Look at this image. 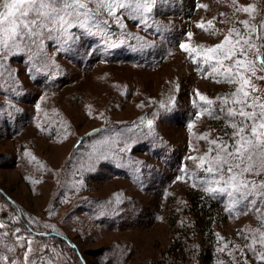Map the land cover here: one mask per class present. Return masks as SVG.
I'll return each mask as SVG.
<instances>
[{
  "label": "rangeland",
  "instance_id": "rangeland-1",
  "mask_svg": "<svg viewBox=\"0 0 264 264\" xmlns=\"http://www.w3.org/2000/svg\"><path fill=\"white\" fill-rule=\"evenodd\" d=\"M102 15L93 34L74 27L0 59V264H202L203 248L205 264H264V196L211 202L206 189L226 186L200 166L212 140L231 143L237 72L264 102V0ZM226 37L242 41L236 56L208 53Z\"/></svg>",
  "mask_w": 264,
  "mask_h": 264
},
{
  "label": "snow or ice",
  "instance_id": "snow-or-ice-1",
  "mask_svg": "<svg viewBox=\"0 0 264 264\" xmlns=\"http://www.w3.org/2000/svg\"><path fill=\"white\" fill-rule=\"evenodd\" d=\"M155 2L156 0H144L143 3H140V0H135V3L133 0H0V59L7 57L10 53L25 49L31 51L33 46L39 48L43 39L59 40L61 36L70 39L68 30L74 27L84 29L87 34H93L92 28L99 29L102 24L107 25L108 21L103 19L102 15L105 11L108 16L116 18L117 9L132 8L136 11L140 9L151 11V6ZM89 5H94V7H89ZM243 10L249 12L252 9L245 7ZM116 22H120L118 18ZM243 23L247 27V22ZM241 43L240 39L232 43L226 37L221 44L208 49V53L216 54L219 50L225 49V45H229L228 49L223 52V57L225 60L231 59L236 56L235 49ZM243 43L247 44L248 48H241V55L246 56L255 45L247 40ZM181 48L187 50L183 44ZM256 57L260 70L264 71V58L258 53ZM207 58L213 59V55H208ZM235 63L241 66L247 63L245 70L255 75L256 67L253 61L246 62L237 59ZM2 67L3 65L0 64V68ZM236 75L242 83L232 94L238 97L234 103L239 107L228 109L230 117H239L238 123L231 125L233 129V134L229 138L231 143L226 141L218 143L217 140H212L211 144L215 146L216 155L211 159L207 156L201 158L200 166L203 167L207 162L209 166L205 171L220 177V180H215L214 183L219 184L223 180L226 186L207 188L206 191L221 194L227 192L229 196L237 193L240 202L247 200L248 205L255 206L256 200L249 199V197L256 192L264 196V191H262L264 182L257 184L253 180H248L246 174L252 176L264 174V102H260L259 97L251 96L247 90L246 86L251 85L252 91H257L250 79L245 78L239 72ZM257 79H264V76L257 77ZM200 99L205 100V97L201 96ZM225 103L227 104L228 101L225 100ZM229 188L232 191H228ZM3 227L4 225L0 224V228ZM16 231L18 232L19 229ZM261 243L264 244V240H261ZM7 259V257L0 256V261ZM258 259L264 262V253H259Z\"/></svg>",
  "mask_w": 264,
  "mask_h": 264
},
{
  "label": "trees",
  "instance_id": "trees-1",
  "mask_svg": "<svg viewBox=\"0 0 264 264\" xmlns=\"http://www.w3.org/2000/svg\"><path fill=\"white\" fill-rule=\"evenodd\" d=\"M226 116H227V114H226ZM0 193L5 197L6 200H9V198L6 197V195H5L1 190H0ZM217 193H218V192H210V193L208 194L209 198L214 199V201H211V202H223V200H225L226 197H225L224 195H221V196H220V194H219L218 196H220V197H215V196H217ZM204 202H205V201H204ZM204 202H203L204 205H202V206H205V203H204ZM208 202H209V201H208ZM13 206H14V208L17 209V207H16L15 204H14ZM231 210H232L231 212H234L233 209H231ZM245 210H246V206H244V205H243L242 207H240L239 209H237L238 214H242ZM204 211H205V210H204ZM229 212H230V210H229ZM205 213H206V215H210V214H211V213H209L208 211H205ZM210 221H211V219L208 220V221H206V223H205V227L208 226L207 223L209 224ZM22 222H23L24 225H26V226L29 225V223L27 224V223L24 221L23 217H22ZM186 234L189 235V230L186 231ZM49 236H54V235H49ZM46 237H47V236H46ZM61 239H64L65 241H67L63 236H61ZM68 243H69V242H68ZM208 249H209V248H203V251L201 252V255L199 256L200 260L202 261V262H201L202 264H205V263H206V262H204V260H207L208 256L210 255V251H209ZM186 252H187V251H186ZM79 258H80V256H79ZM81 261H82V259H81Z\"/></svg>",
  "mask_w": 264,
  "mask_h": 264
}]
</instances>
